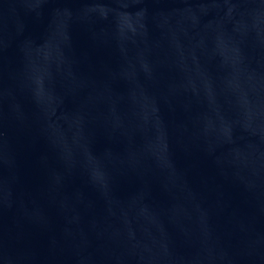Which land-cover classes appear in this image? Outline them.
<instances>
[{
	"label": "water",
	"instance_id": "obj_1",
	"mask_svg": "<svg viewBox=\"0 0 264 264\" xmlns=\"http://www.w3.org/2000/svg\"><path fill=\"white\" fill-rule=\"evenodd\" d=\"M0 264H264V0H0Z\"/></svg>",
	"mask_w": 264,
	"mask_h": 264
}]
</instances>
